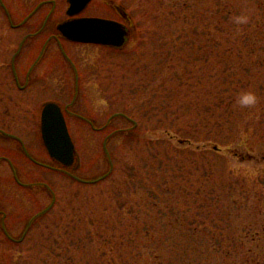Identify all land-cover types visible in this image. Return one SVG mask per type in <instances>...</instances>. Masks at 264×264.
I'll use <instances>...</instances> for the list:
<instances>
[{
    "label": "rangeland",
    "instance_id": "374dc122",
    "mask_svg": "<svg viewBox=\"0 0 264 264\" xmlns=\"http://www.w3.org/2000/svg\"><path fill=\"white\" fill-rule=\"evenodd\" d=\"M37 2L3 1L22 15ZM87 14L125 24L128 41L67 45L83 118L68 120L77 162L64 172L23 149L60 168L41 136L57 95L16 84L25 31L0 6V264H264V0H94ZM48 77L60 105L76 98L70 66ZM244 91L254 107L235 105Z\"/></svg>",
    "mask_w": 264,
    "mask_h": 264
},
{
    "label": "flooded vegetation",
    "instance_id": "af4514ba",
    "mask_svg": "<svg viewBox=\"0 0 264 264\" xmlns=\"http://www.w3.org/2000/svg\"><path fill=\"white\" fill-rule=\"evenodd\" d=\"M3 1L4 0H0V6L4 9L6 17L8 18L11 27L14 30H20L22 32L25 31L23 35H20L21 38L20 37H19L20 39L18 38L19 40L18 45L15 53L12 55V60H11V68L16 84L23 92V91H27L31 86H33L34 82L41 81V87H42L41 91L42 93H44V95L46 94L52 96L57 95V96H53L54 99H52V102L56 101L55 103H57L61 107L64 116L67 120L68 128L70 130V126H69L70 121L68 120L70 118H75L80 120L83 117L81 115L80 110L76 109L77 103L75 101L77 100L78 93L80 92V77H79L80 74L74 62L73 55L67 49V45H73V44L93 45L96 47H104L107 49H120V48H114L111 46H105L95 43H82V42L71 41L58 30V27L59 25L67 21L81 19V18H103V19H107V18L100 16H91L87 14L89 7L92 5L94 0H92L89 3V5L77 16H69L68 11L70 8V3L69 0H66L67 1V9L65 10L66 17L62 18L57 23H56V17H57L56 15L60 13V8L58 6L57 0H38L34 8L32 5V7L29 9L30 11L23 15L16 10H15L16 13L12 12V9L10 12L7 4L5 3L4 5ZM17 3H21V2H17ZM108 20L116 21L111 18H108ZM121 24L128 30V27H126L125 24L123 23ZM51 26L53 27V29H50ZM127 41H128V37L126 39V42ZM66 65L70 66L71 70L74 71L75 74V79H74L75 89L73 95L74 96L76 95V98L72 97V102L64 105L63 107L58 102L60 101V99L65 97L64 93L61 92L64 89L60 87L59 89L61 90L57 89L55 91L54 88H52L51 84L49 83L48 75H49V71L51 70H56V71L64 70ZM39 69H42V77L41 78L34 77V75ZM22 70H25V72L22 73ZM22 75L25 77L23 78ZM55 81H57L58 86H63L62 83L64 79H61L62 83H60L61 81L59 79ZM22 84L24 85V87H21ZM55 92H57V94ZM44 109H45V105L43 106L41 112V130H42V115ZM88 123L95 130H99V131L107 130L106 127L96 128L90 121H88ZM43 145H44L43 148L45 155L44 140H43ZM31 161L39 165L40 167L44 168L45 170L50 169L49 164H46L45 162L41 163L36 161L35 159ZM0 217H1V212H0ZM0 231L2 232V228H0ZM8 238L11 241L17 242L11 237ZM0 244H1V238H0Z\"/></svg>",
    "mask_w": 264,
    "mask_h": 264
},
{
    "label": "water",
    "instance_id": "95a60500",
    "mask_svg": "<svg viewBox=\"0 0 264 264\" xmlns=\"http://www.w3.org/2000/svg\"><path fill=\"white\" fill-rule=\"evenodd\" d=\"M92 0H69V16L79 15ZM69 40L114 48L125 45L128 30L119 22L103 18H81L59 25ZM42 137L51 159L64 171L77 162L76 148L61 107L48 103L42 115ZM45 212V211H44ZM32 224V221L29 223ZM28 225V226H30Z\"/></svg>",
    "mask_w": 264,
    "mask_h": 264
},
{
    "label": "clouds",
    "instance_id": "9594fccd",
    "mask_svg": "<svg viewBox=\"0 0 264 264\" xmlns=\"http://www.w3.org/2000/svg\"><path fill=\"white\" fill-rule=\"evenodd\" d=\"M236 24H243L247 22L245 16H235L233 18ZM259 102V98L254 91H244L236 96L235 105L240 109H248L254 107Z\"/></svg>",
    "mask_w": 264,
    "mask_h": 264
},
{
    "label": "trees",
    "instance_id": "16d2710c",
    "mask_svg": "<svg viewBox=\"0 0 264 264\" xmlns=\"http://www.w3.org/2000/svg\"><path fill=\"white\" fill-rule=\"evenodd\" d=\"M222 7L223 8L221 9V12L225 14V17L226 18H229L234 13H236V9L233 8L232 6H230L228 3H225L224 5H222ZM241 15L242 14H240L239 16H241ZM242 16H245L247 18V22L246 23H243V24H240V27L247 29V28H249V22H250L249 21V17H247L246 15H242ZM234 26H236V25H234ZM233 43L236 44L235 41H233ZM250 43H251V41L249 40V41H247L245 43V45L250 46ZM182 263L183 264H187V261L184 260Z\"/></svg>",
    "mask_w": 264,
    "mask_h": 264
}]
</instances>
